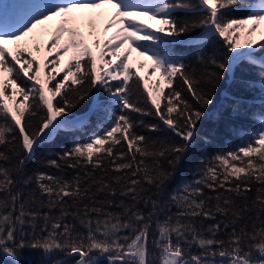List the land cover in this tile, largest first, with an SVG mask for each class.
Wrapping results in <instances>:
<instances>
[{"label": "snow or ice", "instance_id": "1", "mask_svg": "<svg viewBox=\"0 0 264 264\" xmlns=\"http://www.w3.org/2000/svg\"><path fill=\"white\" fill-rule=\"evenodd\" d=\"M262 26L264 0H50L0 29V260L264 264ZM214 37L222 48L208 47ZM244 65L257 79L237 76ZM227 81L259 91L260 109ZM206 117L255 123L170 188ZM60 134L69 145L37 160Z\"/></svg>", "mask_w": 264, "mask_h": 264}, {"label": "trees", "instance_id": "2", "mask_svg": "<svg viewBox=\"0 0 264 264\" xmlns=\"http://www.w3.org/2000/svg\"><path fill=\"white\" fill-rule=\"evenodd\" d=\"M264 27V26H262ZM43 42V41H42ZM41 44H44L42 43ZM152 42L149 43L151 46ZM93 47V45H90ZM209 48H222V43L219 39L213 38L211 43L208 45ZM173 51L180 53L188 58L189 61L193 59L194 53L196 49L189 48L185 45H173L172 46ZM257 55H264V53H258ZM53 56H49L48 59L51 60ZM109 58V57H108ZM63 59L67 61L68 57L64 56ZM51 67V65H50ZM246 72L241 73L237 71V76L240 77L243 75L247 79H257L255 73V68H249L247 65H244ZM133 71L135 70V66L132 68ZM47 71V70H45ZM151 69L149 67L148 70L142 69L141 75L147 76L150 73ZM158 74L156 76H152L150 83L154 82L157 78ZM115 83V82H113ZM231 87V90L236 92L238 95L242 97L247 98V104L251 105V108L249 111H258L260 109V101H259V91H247L245 90L241 85L239 84H231L230 81L225 82L221 85V89L225 87ZM97 93H93L90 100L83 106H81L80 109L77 110V114L85 110L91 105L92 99H95ZM100 97L102 99L107 97V94L104 92L99 93ZM118 111V109H117ZM211 112V109L209 110ZM148 123H156L157 120L155 117H145L144 118ZM254 121L251 119H248L247 117L238 118L236 120H231L229 118H225L222 122H216L211 118H205V120L199 125V134L196 141L197 147L189 153L188 157L185 159L183 165L179 169L177 175L173 179V181L170 184V188L175 187L178 183H180L182 180H190L193 176L194 169L203 163L206 157L211 156L212 153H214L217 150L220 149H227L229 147L234 146L239 142L240 136L237 134V131L235 129H242L244 131L250 130L254 126ZM95 129V123H93L92 127L87 129L85 132L82 133H75L74 135L78 139H85L88 134L92 130ZM210 134L212 143L210 144H204L203 141L199 138L200 136ZM69 145V138L65 136L64 134H60L57 136V138L49 143L44 144L41 146L40 149L37 150L36 159H40L42 156L45 155V153L51 151H58L64 147H67ZM35 166V161H33V165ZM38 254H31V253H25V264H27V260L30 258L33 261V264H36ZM0 264H7L6 260H0Z\"/></svg>", "mask_w": 264, "mask_h": 264}, {"label": "rangeland", "instance_id": "3", "mask_svg": "<svg viewBox=\"0 0 264 264\" xmlns=\"http://www.w3.org/2000/svg\"><path fill=\"white\" fill-rule=\"evenodd\" d=\"M0 2H2L0 4V29H7L20 26V24H22L23 21L26 20L29 16L34 15L38 11H41L43 7L50 2V0H0ZM27 2H29L30 4ZM137 19H140V17H137ZM56 23L57 21L53 20L47 22L43 26H40L46 31L42 35H38L37 42H46L49 39V34L52 30H54ZM150 42L151 41L146 43L149 44ZM89 44L93 45L91 40H89ZM93 50L96 51L95 47ZM132 61L133 66H135V70L139 71L140 73H142V69H138L136 67V64L140 61H143L145 63V71L149 69L148 65H150V61H148L145 57L139 56L135 52L132 54Z\"/></svg>", "mask_w": 264, "mask_h": 264}]
</instances>
